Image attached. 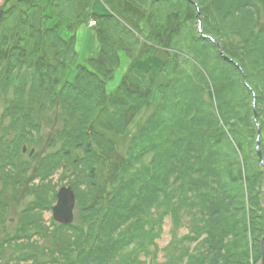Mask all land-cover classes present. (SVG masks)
Wrapping results in <instances>:
<instances>
[{"label":"trees","instance_id":"16d2710c","mask_svg":"<svg viewBox=\"0 0 264 264\" xmlns=\"http://www.w3.org/2000/svg\"><path fill=\"white\" fill-rule=\"evenodd\" d=\"M94 1L18 0L0 8V92L15 88L6 117L22 132L4 177L15 179L21 142L41 132L49 112L64 118L57 150L35 177L45 184L63 169L78 218L53 222L56 247L45 250V264H157L166 218L172 239L162 264H262L264 165L256 146L260 128L264 154V0H102L121 15L94 13ZM37 8L40 27L30 20ZM92 19L100 55L62 85L78 54L76 37L67 41L61 30L75 34ZM158 50L168 54L160 69L166 82L156 85L154 68L132 64L107 92L121 52L138 61ZM155 86L162 100L126 155L117 153L106 133L125 135ZM44 206L35 202L23 217ZM30 220L15 239L48 233L41 216ZM186 222L189 232L180 237Z\"/></svg>","mask_w":264,"mask_h":264},{"label":"rangeland","instance_id":"374dc122","mask_svg":"<svg viewBox=\"0 0 264 264\" xmlns=\"http://www.w3.org/2000/svg\"><path fill=\"white\" fill-rule=\"evenodd\" d=\"M17 1L18 0H9V4H6L10 6V4H14ZM92 10L98 15L110 12H115L116 14L121 15V11L118 7L115 5L112 7L106 5L102 0H95ZM42 15L43 12L41 9L37 8L33 10L30 14L31 23L40 27L42 23ZM55 19L56 18H53L49 21V27H53ZM91 21L95 20L92 19ZM90 22L84 23L80 26L75 34H72L66 27L61 30L62 37L67 41L73 36L76 37V50L78 54L77 59L67 65L64 70L62 85L66 82H72L75 80L78 65H86L88 64V60L91 58H98L100 55L101 48L97 39L96 30L95 27H90ZM200 26L202 28V25L199 22V27ZM16 43V40L11 41L9 43V45L11 44L10 47H7L8 45L5 47L7 52L11 46ZM0 45L4 47L3 44L0 43ZM167 55L166 51L158 50L154 54H151L147 59L135 61L125 52H121V64L116 69L114 78L107 82V92L110 94L117 90L132 64L142 68H154L157 73L156 85L166 82L168 77L166 73L162 72L160 69L164 60L167 58ZM2 58H5L4 61H6L7 55H2ZM4 64L5 63L1 64L0 73ZM16 99L15 88H12L9 92H5L2 89L0 92V158H3V160H0V264H45L51 260V255L45 254V250L47 251L49 250L48 248L56 247L54 241L55 238L52 236V224L54 222L58 225L53 218V207L58 202L57 195L62 187H72V185L69 179L64 180L62 178L63 169L50 177L49 181H45V184L39 177L35 176L36 171L39 169L38 167L42 164L43 158L47 155L53 154V152L57 150L54 148L53 141L54 139H57L55 135L57 130L61 128L62 120L64 118L55 110L49 112L45 119L41 121V132L33 133V137H29L26 141L21 142L20 150L23 159L18 163L19 169L17 170L15 179L11 181V179L4 177L1 169L2 167H5V171H8L9 165L5 163V160L10 155V152L13 151L12 143L22 135V132L16 130V127L13 126L12 119L6 117L7 109L14 101H16ZM161 100L162 96L155 86L150 96L149 105L136 115V118L125 135L121 136L115 133H106L108 137L116 143L117 153L126 155L131 139L135 136L140 126L147 121ZM57 145L59 146L60 143H57ZM150 159V157L147 158L146 162H149ZM22 162L29 163L30 167H20ZM6 166L8 167L7 169ZM50 181H52V183H50ZM49 184L50 186L46 187ZM39 200H44L45 205L50 207L46 208L44 206V209L36 208L35 212H32V218L23 217L26 210ZM47 201L50 203H47ZM39 216H41V226L44 227V231H48L47 234H44L45 232L41 234L32 232L34 237L29 241L15 239L22 220L31 219L30 223H32V219H35L36 221L39 219ZM74 216V221H76L78 218L77 199ZM34 224L35 222H33V225ZM172 226L170 218H166L163 227L164 231L160 238L157 239V264H162L165 261L166 255L163 250L169 245L172 239ZM187 226L188 223L186 222L180 229V237L189 232ZM142 260H145L144 256H142Z\"/></svg>","mask_w":264,"mask_h":264},{"label":"water","instance_id":"95a60500","mask_svg":"<svg viewBox=\"0 0 264 264\" xmlns=\"http://www.w3.org/2000/svg\"><path fill=\"white\" fill-rule=\"evenodd\" d=\"M3 11L0 12V19L3 16ZM199 30L201 34L207 38V36L204 35V32L201 28L199 27ZM217 43V42H216ZM218 46H220L217 43ZM222 52V51H221ZM261 130L259 128V136L257 140V153L258 156L261 160V163L264 165V155L261 150ZM58 202L57 204L53 207V218L54 220L60 224V225H71L74 223L75 216H74V211L76 208V193L74 189L71 186L68 187H62L57 195ZM262 252H263V257H262V264H264V239L262 241Z\"/></svg>","mask_w":264,"mask_h":264},{"label":"built area","instance_id":"2783aa9c","mask_svg":"<svg viewBox=\"0 0 264 264\" xmlns=\"http://www.w3.org/2000/svg\"><path fill=\"white\" fill-rule=\"evenodd\" d=\"M9 0H0V8L3 7ZM96 26L95 21L90 22V27L94 28Z\"/></svg>","mask_w":264,"mask_h":264},{"label":"crops","instance_id":"0c3cea01","mask_svg":"<svg viewBox=\"0 0 264 264\" xmlns=\"http://www.w3.org/2000/svg\"><path fill=\"white\" fill-rule=\"evenodd\" d=\"M35 26H36V24H35Z\"/></svg>","mask_w":264,"mask_h":264}]
</instances>
